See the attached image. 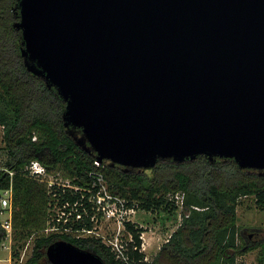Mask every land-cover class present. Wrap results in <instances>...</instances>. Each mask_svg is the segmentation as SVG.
Wrapping results in <instances>:
<instances>
[{
  "label": "water",
  "instance_id": "1",
  "mask_svg": "<svg viewBox=\"0 0 264 264\" xmlns=\"http://www.w3.org/2000/svg\"><path fill=\"white\" fill-rule=\"evenodd\" d=\"M15 28L99 161L146 171L206 156L264 172V0H20ZM47 258L105 264L64 240Z\"/></svg>",
  "mask_w": 264,
  "mask_h": 264
},
{
  "label": "trees",
  "instance_id": "2",
  "mask_svg": "<svg viewBox=\"0 0 264 264\" xmlns=\"http://www.w3.org/2000/svg\"><path fill=\"white\" fill-rule=\"evenodd\" d=\"M19 3L20 0H0V126L7 151L6 163L0 169V199L5 190L12 188L13 256L19 258L20 251L33 238L32 254L25 264H51L48 248L64 240L99 256L105 264H124L101 238L38 234L47 228L52 215L56 216V204L62 207L68 203L67 213L73 211L76 202L92 210L88 192L84 199L70 188L53 186L50 192L47 184L30 175V164L39 161L49 174H60L73 187L90 189V173L96 170L97 156L75 142V137L83 136L81 129L65 127L66 104L57 90L28 71L22 32L15 28ZM98 170L109 191L137 210L174 214L178 210L175 194L182 197V226L152 263L145 262L146 254L140 252L145 229L127 224L134 239L127 251L131 264H237L238 255L255 249L242 242L237 209L243 198H252L257 207L264 209V172L241 169L233 159L210 160L206 156L180 164L160 161L149 171H126L110 162H104ZM79 211L83 213L82 206ZM70 225L80 230L93 228L89 218ZM5 237L0 216V246ZM258 264H264V245Z\"/></svg>",
  "mask_w": 264,
  "mask_h": 264
},
{
  "label": "built area",
  "instance_id": "3",
  "mask_svg": "<svg viewBox=\"0 0 264 264\" xmlns=\"http://www.w3.org/2000/svg\"><path fill=\"white\" fill-rule=\"evenodd\" d=\"M35 139L36 138H34V140ZM104 162H101L98 159L94 162L96 170L90 173V177L93 181L92 188L90 189L73 187L70 185V182L68 180H66L65 183H60L58 182V180L62 179L60 174H57V176H53L57 181L49 180L48 178L51 176V174H49L45 166L39 161H33L28 169L32 177H34L41 183L47 184L50 192L53 186H57L59 188H63L64 190L66 188H70L75 192H80L83 199L85 198V192H88L90 194L88 203L90 204L92 210L91 212H89L87 207H84L83 204L78 205V202H76L72 208L75 215H72L73 211L69 213L66 212L67 207H69L68 203H65L62 207L56 204L55 208L53 209L56 216L54 217V215H52L53 217L51 218L48 227L44 230L46 234H67L75 238H87L88 236H93L95 234V237L97 238L102 237L101 239L103 240V243L112 249L118 260L122 261L124 264H131L130 257L127 254V251L128 246L134 242V239L133 235L127 229V224H135L134 222H132V216L136 215L138 210L136 209V207H129L125 199L121 198L120 196L114 195L109 191L103 173L98 170L103 166ZM10 175L13 176L14 173L10 172ZM12 196L13 191L12 188H10L2 193L0 199V216L2 228L6 232V237L4 242L0 246V251H9L10 257L8 260L12 264H24L26 253L31 245L33 238L29 240V242L26 244V247L20 251L19 258H15L13 256L14 225ZM79 206L83 207V213L79 211ZM72 217H74V219H71ZM85 218H89L91 223L93 224V228L91 230H87L84 228L81 230L75 229L74 225H70L73 222L79 221H82L83 223L85 221ZM102 220L107 221L111 227L114 226L115 229H113L116 233L114 239L111 238V240L107 237L96 234L98 230V224L101 225ZM53 222L54 224L51 225V223ZM141 239L142 244L140 252L144 253V250L146 249V239L144 233L141 235ZM144 261H146V258Z\"/></svg>",
  "mask_w": 264,
  "mask_h": 264
},
{
  "label": "rangeland",
  "instance_id": "4",
  "mask_svg": "<svg viewBox=\"0 0 264 264\" xmlns=\"http://www.w3.org/2000/svg\"><path fill=\"white\" fill-rule=\"evenodd\" d=\"M6 159L7 151L5 149L4 129L0 126V169L4 167ZM53 176L54 174L52 173L48 179L57 181ZM58 182L65 183L63 178L58 180ZM175 196L176 197H174V199L177 201L178 210L174 214L167 212L158 213L138 210L137 214L132 216V222L145 229L144 236L146 239V249L144 250V253L146 254L145 262L147 263H152V261L159 256L162 248L169 242L168 240H170L172 235L182 226L184 218L183 216L185 214L182 197L179 194H175ZM237 215L238 225L241 227V229L248 230V232H254L257 230L264 236V209H261L259 206L257 207L252 198L242 199L237 209ZM113 228L114 226L111 227L107 221L102 220L101 225L98 224V234L100 236L107 237L108 239H114L116 233L114 231L115 228ZM44 233L45 232L42 229L39 230L38 234L42 235ZM239 242L241 243L240 239ZM263 245L264 242L256 243L253 245L255 247L254 250L238 255L237 264H258V257L262 252ZM32 246L33 243L31 242V245L26 253L25 262L32 254ZM9 257V251L1 250L0 264H12L8 260Z\"/></svg>",
  "mask_w": 264,
  "mask_h": 264
},
{
  "label": "flooded vegetation",
  "instance_id": "5",
  "mask_svg": "<svg viewBox=\"0 0 264 264\" xmlns=\"http://www.w3.org/2000/svg\"><path fill=\"white\" fill-rule=\"evenodd\" d=\"M252 232H248V230H243L241 233L242 242L246 244L245 247H249V246L252 247L256 243L264 242V236L262 234H260L257 230H255L253 233ZM96 234H98V230ZM92 237H95V234L93 236H88L87 238H92Z\"/></svg>",
  "mask_w": 264,
  "mask_h": 264
}]
</instances>
